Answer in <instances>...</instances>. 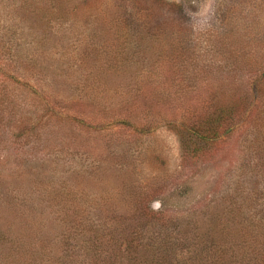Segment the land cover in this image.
Segmentation results:
<instances>
[{"label": "rangeland", "instance_id": "1", "mask_svg": "<svg viewBox=\"0 0 264 264\" xmlns=\"http://www.w3.org/2000/svg\"><path fill=\"white\" fill-rule=\"evenodd\" d=\"M127 2L0 0V264H262L264 0Z\"/></svg>", "mask_w": 264, "mask_h": 264}, {"label": "trees", "instance_id": "2", "mask_svg": "<svg viewBox=\"0 0 264 264\" xmlns=\"http://www.w3.org/2000/svg\"><path fill=\"white\" fill-rule=\"evenodd\" d=\"M129 1L130 2H127V4H128V7H131V17H132L133 21L136 22L137 26L143 27L145 24V23H143V20L145 18H148L149 16L148 15L143 16L145 5L143 7L141 2H143L144 4H147V0H129ZM147 10H149L148 7H147ZM153 15H154V13H153ZM142 16L144 18L141 21ZM150 16H152V15H150ZM236 105H238V104H236ZM240 116H241V114H237L234 112L233 106L229 102H223V101L219 100L217 102V104L213 107V112L211 114L210 119L205 123V126L202 129V131L204 133H201V135L198 134L200 137V140H202L203 142H205L208 145L216 143L220 139L219 133L221 131H224L225 133H228L229 131H231L232 128L234 127V125L237 123ZM230 215H232L231 218L233 219V220H230L231 224H232L231 226L234 227L235 231L238 232L237 238L240 237V239H241L243 237V240L246 243L249 242L250 241L249 235L254 236L253 232L256 234V227L259 228L258 225L247 223L246 220H243V221L238 220L237 221V218H235V216L236 215L239 216V212H237L235 214H233V212H230ZM230 221H228V222H230ZM105 230L106 229H102V230L97 229L94 226V227L90 228V230L86 233V236H88L89 240L87 242H85L86 244H84L83 247H81V248L83 249L86 258L90 261L91 264H105V262L108 260V253L110 251L109 245L113 242L114 238H113V234H110V236H107V234L105 233ZM117 232H119V231H117ZM259 235L261 236L260 233H259ZM73 236L74 235H69L67 237V235H66V236L62 237L61 244L64 245L63 247H65V243H67V241L69 239L71 240V237H73ZM1 238H2V235L0 233V240H1ZM74 239H76V238H74ZM172 240L176 241V239L173 238L171 236V234L167 235L165 237V242L168 245ZM200 243H201V241H200ZM135 245H137L136 242H132L131 240L128 241L127 246H126L128 252L131 253V252H133V250L137 251L138 248L135 247ZM137 246H139V245H137ZM57 252L61 253V250H59ZM130 253H129V255H130ZM133 254H134V252L132 253V255ZM37 255L39 256V253H37ZM60 255L61 254H56L55 264H69L68 261L65 259L66 257L62 254V256L60 258ZM138 255L140 258L143 259V257L140 256V254H138ZM157 255H159V254H157ZM30 258L31 259L33 258V254ZM133 258H134V256H130L131 260H133ZM257 258H258L259 263H262V264L264 263V255L262 257L257 256ZM229 260L230 261L234 260V256H231L228 259V261ZM162 261L164 263L168 264V261H165L164 259ZM26 262L27 261H24L22 263L26 264Z\"/></svg>", "mask_w": 264, "mask_h": 264}]
</instances>
